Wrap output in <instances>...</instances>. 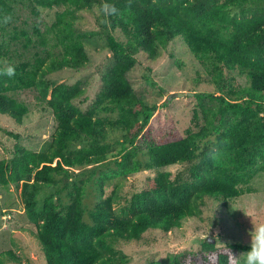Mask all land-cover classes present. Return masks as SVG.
Returning a JSON list of instances; mask_svg holds the SVG:
<instances>
[{
	"label": "trees",
	"instance_id": "16d2710c",
	"mask_svg": "<svg viewBox=\"0 0 264 264\" xmlns=\"http://www.w3.org/2000/svg\"><path fill=\"white\" fill-rule=\"evenodd\" d=\"M105 4L116 12L105 14ZM94 9L97 29L84 32L81 15ZM53 10L49 25L43 13ZM178 35L214 90L194 95L186 137L158 142L147 130L157 106L136 94L129 75L141 50L156 61ZM92 41L102 42L111 62L96 101L83 111L77 105L82 83L57 84L49 76L88 68ZM9 67L13 76L6 75ZM235 72L248 79L245 87ZM22 93L36 94L56 128L39 152L6 133L15 145L10 158L0 159V188L21 190L47 264H233L249 250L204 239L196 253L135 257L149 247L147 235L169 234L200 218L207 199L237 201L264 173V0H0V115L17 125L30 113ZM108 162L116 168L99 174L97 204L89 207L95 168ZM173 166L182 168L174 177L165 170ZM148 171L156 176L130 199L122 202L117 186L106 197L107 187ZM45 190L54 193L41 202ZM122 242L136 243L132 255Z\"/></svg>",
	"mask_w": 264,
	"mask_h": 264
},
{
	"label": "rangeland",
	"instance_id": "374dc122",
	"mask_svg": "<svg viewBox=\"0 0 264 264\" xmlns=\"http://www.w3.org/2000/svg\"><path fill=\"white\" fill-rule=\"evenodd\" d=\"M55 14L56 10L45 11L43 20L50 25L56 20ZM97 14L96 9L92 13H82L80 25L84 32L97 29ZM97 43L92 41L87 45V52L90 57L88 68L79 71L65 69L49 76V79L57 84L75 85L82 83L85 94L77 101V105L83 111H86L96 101L103 87L106 68L111 62V54L104 48L102 42ZM171 56L183 64V69L177 68L175 60H172ZM137 58L139 65L130 73L129 81L137 95L143 97L149 105L157 106V112L147 130L152 131L158 142L163 139L173 141L186 137L187 131L193 127L192 116L197 101L195 96L176 98L172 94L184 92L195 95L197 92L213 91V85L206 83L207 77L203 73L201 65L191 54L180 35L176 37L167 50L163 51L158 60H150L143 50L140 51ZM199 76H201L202 82L196 81ZM233 76H235L239 86L245 87L247 85V78L238 75L236 72ZM152 83H155L156 86H152ZM19 99L27 102L30 113L24 118L21 125H17L9 117L0 115V159L10 158L13 145H15L14 139L6 133L19 135L18 143L20 145L39 152L51 141L56 128L52 111L36 100L35 93H22ZM115 168L113 162L95 168L97 175L92 178L87 199L89 207H94L97 204L96 183L99 174ZM92 170L94 169L86 171L87 175ZM165 170L171 172L174 177L182 168L181 166H173ZM154 176H156L154 171L136 174L126 181L107 187L106 197L117 186L118 193L123 199L121 201L124 202L125 199H130L133 194L142 191L148 179ZM251 188L253 189L252 193L245 194L237 201L228 204L221 200L216 202L207 199L200 218L185 221L179 230L169 234L152 232L147 235L145 243L149 247L137 249L136 259L143 257L144 259L149 257L166 258L181 252L196 253L200 250V242L204 239L213 241L212 244L218 242V247H224L228 243L250 246L251 237L249 233L254 227L253 223L256 225L264 223V173L252 181ZM53 193L54 190H45L40 195V201L43 202L46 197H50ZM219 206L225 207L222 208L223 216L219 214ZM215 217H218L219 223L216 220L213 221ZM35 232L34 225L28 221L25 214L21 190L14 186L0 188V264H47L46 251L34 237ZM135 247L136 243L133 242L120 244V248L125 249V252L130 255L134 253ZM9 251L16 254V259L2 256ZM240 254L233 257L235 258L233 264H240L238 259Z\"/></svg>",
	"mask_w": 264,
	"mask_h": 264
},
{
	"label": "clouds",
	"instance_id": "9594fccd",
	"mask_svg": "<svg viewBox=\"0 0 264 264\" xmlns=\"http://www.w3.org/2000/svg\"><path fill=\"white\" fill-rule=\"evenodd\" d=\"M103 11L105 14H114L116 9L105 4ZM6 75L13 76L14 69L9 67ZM253 225L254 227L249 233L251 237L250 247L248 251L241 253L238 257L240 264H264V223L259 225L253 223Z\"/></svg>",
	"mask_w": 264,
	"mask_h": 264
},
{
	"label": "water",
	"instance_id": "95a60500",
	"mask_svg": "<svg viewBox=\"0 0 264 264\" xmlns=\"http://www.w3.org/2000/svg\"><path fill=\"white\" fill-rule=\"evenodd\" d=\"M172 96H175L176 98H185V97H192L194 96V94L192 93H176V94H172ZM209 243H214L213 241H209Z\"/></svg>",
	"mask_w": 264,
	"mask_h": 264
}]
</instances>
